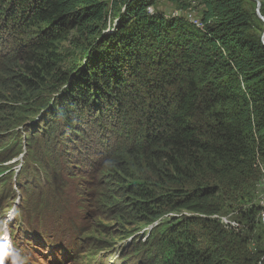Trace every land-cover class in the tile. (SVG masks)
<instances>
[{"label": "trees", "instance_id": "obj_1", "mask_svg": "<svg viewBox=\"0 0 264 264\" xmlns=\"http://www.w3.org/2000/svg\"><path fill=\"white\" fill-rule=\"evenodd\" d=\"M155 1L0 0L1 36L28 40L13 83L27 95L62 88L39 107L45 132L53 119L75 135L87 133L89 121L136 120L126 160L114 164L129 180L107 203L118 216L191 214L152 235L149 264L160 259L163 240L173 250L164 264H264V242L245 253L241 238L209 219L226 202L248 198L264 168V26L251 32L255 2L170 0L180 9L199 5L192 22L147 13ZM128 168L143 176L130 179ZM261 209L240 207L252 230ZM200 221L213 226L210 245L192 227Z\"/></svg>", "mask_w": 264, "mask_h": 264}, {"label": "rangeland", "instance_id": "obj_2", "mask_svg": "<svg viewBox=\"0 0 264 264\" xmlns=\"http://www.w3.org/2000/svg\"><path fill=\"white\" fill-rule=\"evenodd\" d=\"M175 9L180 8L170 0H156L146 10L173 15ZM200 9L189 2L183 10L198 18ZM111 14L110 20L115 12ZM263 26L256 16L251 32L258 36ZM1 34L0 232L7 231L13 247L24 258L22 264H149L155 253L152 235H158L173 217L191 214L180 209L169 213L171 216L157 218L118 216L116 208L107 203L120 199L119 185L129 180L114 164L116 160H126L123 150L133 136L136 120L89 121L87 133L75 135L67 133L53 119L50 131L45 132L46 110L40 111L39 107L52 99L51 95L61 93L62 88L53 93L49 87L27 95L14 84L12 77L19 71L28 40L20 34ZM22 97L28 100L14 99ZM128 169L135 171L132 180L143 176ZM262 175L264 168L260 178ZM253 185L248 198L228 201L219 212L209 216L220 228L241 238V246L248 254L264 242V223L260 220L263 210L253 216V230L240 213V207L243 211L252 203L262 206L261 181ZM192 227L202 245L214 242L210 222L200 221ZM166 241L158 248L157 264H164L173 252ZM235 261L243 264L242 259ZM5 264H10V260Z\"/></svg>", "mask_w": 264, "mask_h": 264}, {"label": "clouds", "instance_id": "obj_3", "mask_svg": "<svg viewBox=\"0 0 264 264\" xmlns=\"http://www.w3.org/2000/svg\"><path fill=\"white\" fill-rule=\"evenodd\" d=\"M11 218L9 216V219ZM23 259L20 253L13 247L11 237L7 231L0 232V264H5L6 260H10V264H22Z\"/></svg>", "mask_w": 264, "mask_h": 264}, {"label": "built area", "instance_id": "obj_4", "mask_svg": "<svg viewBox=\"0 0 264 264\" xmlns=\"http://www.w3.org/2000/svg\"><path fill=\"white\" fill-rule=\"evenodd\" d=\"M148 7H153V6H148ZM147 7V8H148ZM146 8V9H147ZM174 15H183V16H187L188 18H190V20L192 22H198V18H196L195 16H193L191 13H188L186 11H184L183 9H175L174 10ZM262 179H264V175H262V177L259 179V181H262ZM262 193H263V196H264V188H262Z\"/></svg>", "mask_w": 264, "mask_h": 264}, {"label": "water", "instance_id": "obj_5", "mask_svg": "<svg viewBox=\"0 0 264 264\" xmlns=\"http://www.w3.org/2000/svg\"><path fill=\"white\" fill-rule=\"evenodd\" d=\"M255 2V12L256 15L258 16V18L263 22L264 24V17L262 16V14L260 13L259 7H260V3L258 0H253ZM263 38V43H264V37Z\"/></svg>", "mask_w": 264, "mask_h": 264}, {"label": "bare ground", "instance_id": "obj_6", "mask_svg": "<svg viewBox=\"0 0 264 264\" xmlns=\"http://www.w3.org/2000/svg\"><path fill=\"white\" fill-rule=\"evenodd\" d=\"M262 41H263V39H262ZM261 186H262V188H264V179H262V181H261ZM261 208H262L263 212H261V214H260V220L264 223V201L262 202Z\"/></svg>", "mask_w": 264, "mask_h": 264}]
</instances>
